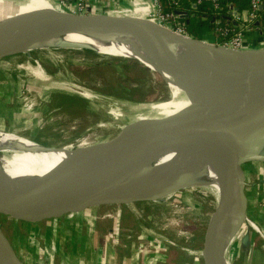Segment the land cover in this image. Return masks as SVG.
<instances>
[{"label":"rangeland","instance_id":"rangeland-1","mask_svg":"<svg viewBox=\"0 0 264 264\" xmlns=\"http://www.w3.org/2000/svg\"><path fill=\"white\" fill-rule=\"evenodd\" d=\"M98 4L105 10L110 6L101 0ZM105 12L116 14L117 10ZM127 13L147 17L144 13L136 15L135 10ZM199 35L215 40L207 26L201 27ZM260 45L264 42L257 44ZM114 55L51 46L0 59V128L18 130L21 135L48 145L94 142L118 132L141 114L142 105L170 97L169 86L161 75L138 60ZM26 63L29 68L41 66L49 78L36 76ZM62 81L73 82L95 96L87 97L60 86ZM52 82L58 84L53 86ZM247 147L264 154V128L250 137ZM243 167L245 180L257 185L262 193L264 160L248 161ZM205 188L196 182L194 187L182 188L158 200L100 203L35 222L0 215V226L23 264H93L88 260L90 248L104 264H122L129 262L128 247L133 251L130 256H134L131 264H201L194 262L189 247L192 243L201 244L217 208ZM134 196L123 193L124 199ZM246 219L225 244L226 258L230 264H264V252L255 254L254 248L256 245L264 249L263 230ZM257 228L261 232L258 241L245 243L243 236L247 237L250 230L258 231ZM85 232L89 246L77 248L74 236ZM77 253L84 259L76 260Z\"/></svg>","mask_w":264,"mask_h":264},{"label":"water","instance_id":"water-1","mask_svg":"<svg viewBox=\"0 0 264 264\" xmlns=\"http://www.w3.org/2000/svg\"><path fill=\"white\" fill-rule=\"evenodd\" d=\"M263 7L264 3L260 5L259 10L261 11ZM177 12L182 17L188 16L186 11ZM242 13L244 18H247V10L244 9ZM12 15H7V19ZM247 19L250 24L245 30L254 28L264 34V25H261L260 17L254 20L251 17ZM186 20L188 21V18ZM233 22L239 24L238 21ZM11 26L13 25L0 29V33L2 32L0 59L22 52L26 45L41 38L46 31H86L103 27L120 32L132 31L129 29H133L132 32H147L149 37L162 40L156 60L163 71L181 84L193 108L146 121L132 119L114 135L94 142L85 140L79 143L48 145L26 137L46 147L47 150H57L69 144L73 154L65 160V167L59 176L38 186L26 185L16 180L0 165V215L35 222L81 211L100 203L158 200L160 198L147 196H134L124 200L116 198L99 200L97 197L102 191L110 188L111 173L120 166L172 151L180 152L183 157L189 158L199 152L201 147H218L219 201L215 192L209 188L210 183L199 180V183L211 193L212 201L217 203V208L203 233L201 244L194 246L192 243L189 251L194 262L224 264L221 261V253L227 230L236 211L240 209L247 220L256 226L247 215L243 164L253 160H264V154L256 148L247 147L250 137L264 128V61L253 65L235 61V69L227 70L226 73L227 77L232 78L231 84L226 91H224L226 86L218 90L219 99L211 102L202 98L193 88L190 79L172 63V60L176 59L175 43L204 44L211 49L231 48L237 52L247 49L261 50L264 45L248 43L245 38L242 47L221 45L201 37L177 32L149 18L105 11L92 12L90 6L81 13L59 7L43 11L21 23L8 38V33L13 31ZM127 57L141 62L133 56ZM0 130L9 131L1 128ZM10 132L21 135L18 131ZM80 144L83 147L78 150ZM1 154L13 153L4 151ZM205 164L199 162L198 166L203 167ZM248 238L247 232V237L243 236L245 243L248 242ZM0 239L6 242L10 257L23 264L16 256L1 226Z\"/></svg>","mask_w":264,"mask_h":264},{"label":"bare ground","instance_id":"bare-ground-1","mask_svg":"<svg viewBox=\"0 0 264 264\" xmlns=\"http://www.w3.org/2000/svg\"><path fill=\"white\" fill-rule=\"evenodd\" d=\"M53 8H58V6L55 2L52 3L51 0H0V29L12 24L13 31L8 33L9 38L14 34V29L21 23ZM133 10L137 14H147L146 8L138 10L134 7L125 9L124 12L117 10L116 14L128 15L127 11ZM11 14L13 15L7 19V15ZM146 18L153 20L148 14ZM129 30L134 31L133 29ZM132 31L120 32L103 27L86 31H46L41 38L26 45L22 51L28 52L57 45L67 49H92L108 55L113 53L124 57L133 56L149 69L161 75L170 89V97L167 100L142 105L143 112L141 111V114H137L133 119L146 121L168 116L179 110L192 109L191 101L183 91L181 84L172 78L170 74L163 71L156 60L162 40L149 37L147 32ZM175 46L177 47L176 59L172 60V63L190 79L196 92L202 98L211 102L219 99L220 92L217 93L218 90L226 86L224 90L226 91L228 85L231 84L232 78L227 77L228 74L226 73L227 70L235 69V61L245 63V65H253L264 61V48L237 52L231 48L211 49L204 44L175 43ZM26 64V67L29 68L28 63ZM29 69L42 79L49 78L39 65ZM62 82L64 84L60 86L74 89V91L85 94L87 97L95 96L94 93H85L73 82ZM57 84L58 82H52L53 86ZM81 147H83L82 144L77 149L79 150ZM217 150L218 147H201L199 152L189 158L183 157L180 152L172 151L120 166L111 173L110 183L112 185L110 188L102 191L97 199L116 198L124 200L123 193L155 199L163 198L168 194L178 192L182 188L194 187L199 180H205L210 183L209 188L215 192L219 201V181L218 177L215 176L217 173ZM4 151H10L13 154H1ZM72 154L73 150L69 144L57 150H47L46 147H41L33 140L15 132L0 130V165L16 180L22 181L26 185L38 186L54 180L64 169L65 160ZM199 162H205L206 164L199 167ZM113 195H118V197ZM243 218L246 219L241 210L238 209L227 230L225 244L228 243L233 231L242 222ZM225 244L221 253L223 263L229 262L225 255ZM0 264H21L19 260H13L10 257L7 244L1 239Z\"/></svg>","mask_w":264,"mask_h":264},{"label":"built area","instance_id":"built-area-1","mask_svg":"<svg viewBox=\"0 0 264 264\" xmlns=\"http://www.w3.org/2000/svg\"><path fill=\"white\" fill-rule=\"evenodd\" d=\"M98 2V0H55L59 8L78 13L85 12L89 6L92 12L107 11L115 8L124 12L125 9H132L133 7L138 8V10L146 8L147 14L154 21L177 32L192 35L185 29L183 20L185 17H182L177 12V10H183L189 13L190 9L180 5L181 0H128L129 3L127 5L120 3L119 0H112V4L106 10ZM188 2L191 9L199 4H205L212 13L210 20L212 25L208 28L210 33L215 36V40L204 39L221 45L242 47L244 30L250 24L247 18L251 17L254 20L260 17L259 7L264 3V0H247L248 5L243 9L238 8L235 0H188ZM244 9L247 10V18L243 16L242 11ZM223 20L225 21L223 22ZM233 20L239 21L238 25L235 24L236 27L228 24Z\"/></svg>","mask_w":264,"mask_h":264},{"label":"crops","instance_id":"crops-1","mask_svg":"<svg viewBox=\"0 0 264 264\" xmlns=\"http://www.w3.org/2000/svg\"><path fill=\"white\" fill-rule=\"evenodd\" d=\"M98 1H100V0H98ZM101 1H105V3L107 2L109 5L112 4V0H101ZM119 2L122 4L129 3L128 0H119ZM236 4H237L238 8H240V2H238V3L236 2ZM106 7H108V6H106ZM240 9H243V8H240ZM135 14L139 15L137 13H135ZM244 38H245V41L248 43L261 44L262 42H264V34H261L257 29H254V28L253 29L248 28L247 30H244ZM6 93H7V91H6ZM0 96H1V93H0ZM7 112H9V111H7ZM7 115H8V113H7ZM14 131H18V130H14ZM18 132H20V131H18ZM244 171H245V169H244ZM245 176H246V172H245ZM259 190H258L257 185H254V183L249 184L246 181L245 193L247 196V213H248V216L251 218V220H253L256 224H258L260 226V228L263 230V233H264V188H262V190H261L262 193ZM71 230H73V229H71ZM74 233H78V232L74 230ZM260 234H261L260 230L255 231V232L253 230H250L248 243L249 244L252 242L254 243L255 239L258 241ZM94 237H95V235H94ZM88 241H89V236H88V233L85 232L83 235L76 234L74 236L73 243L78 245L77 248L82 247V246L87 248L89 246ZM66 242H67V240H66ZM91 244H94V242L92 241ZM254 248H255V254L259 255L260 253L264 252V249L261 246L257 247L255 245ZM129 249H130V247H128V250H127L128 254H129L128 259L130 258L129 262L126 260L124 263L121 262L122 264H131V262H132V258L134 256H133V254H132V256H130V255L133 251L132 250L129 251ZM93 253H94V251H92L90 248V254L88 255L89 256L88 260L92 261L93 264H100L102 261V260H100V255H98L97 252L94 255H93ZM75 258H76V260L84 259L82 254L80 256L79 253L76 254ZM93 258H95L94 261H93ZM262 259H263V257H262ZM101 264H104L103 261Z\"/></svg>","mask_w":264,"mask_h":264},{"label":"trees","instance_id":"trees-1","mask_svg":"<svg viewBox=\"0 0 264 264\" xmlns=\"http://www.w3.org/2000/svg\"><path fill=\"white\" fill-rule=\"evenodd\" d=\"M165 1V0H164ZM236 2H240V8H245L247 7V0H235ZM180 5L184 8L190 9L188 12V21L186 20L187 18H184L185 22V29L188 31L190 34H192L195 37H200L199 35V30L201 27H210L212 25L211 23V16L212 13L210 9L205 5V4H199L195 8H189V2L188 0H181ZM167 9V8H166ZM222 15V14H221ZM224 19V18H223ZM225 20H223L224 22ZM260 21L261 25H264V7L260 11ZM228 24L235 26L236 25L230 21Z\"/></svg>","mask_w":264,"mask_h":264}]
</instances>
